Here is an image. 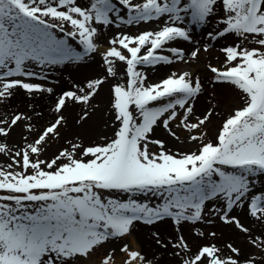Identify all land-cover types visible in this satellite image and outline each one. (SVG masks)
I'll return each mask as SVG.
<instances>
[{
    "label": "snow or ice",
    "instance_id": "obj_1",
    "mask_svg": "<svg viewBox=\"0 0 264 264\" xmlns=\"http://www.w3.org/2000/svg\"><path fill=\"white\" fill-rule=\"evenodd\" d=\"M118 5L127 10L126 20ZM215 17L222 27L208 37L236 39L220 49L222 64L209 63L207 69L212 83L227 86L234 100L213 95L198 114L196 103L205 91L199 75L174 71L149 82L141 68L173 64L162 51L178 40L194 42L192 27ZM117 21L159 26L134 36L118 32L105 47L103 30L119 27ZM167 51L189 64L209 45L193 48L187 57L183 48ZM97 53L106 75L86 76L62 91L51 121L41 129L25 125L29 134L36 133L34 139L9 145L14 128L32 117L19 111L0 117V155L10 160L0 165V264H83L97 256L98 264H116L117 252L125 257L123 264H159L155 254L149 259L134 250L128 238L137 224L166 221L175 235L154 232L152 238L180 264H264V231L255 234L234 214L245 210L264 228V191L256 188L264 177V0H0V104L18 89L29 97L54 94L32 79H47L43 72L49 66L82 67ZM121 64L126 78L111 85L107 118L101 121L111 135L85 143L75 134L42 159L51 142L62 138L69 105L81 109L76 125L87 123ZM161 126L180 143L185 141L178 133H186L194 150L173 152L165 140L153 138ZM210 217L234 226L261 255L242 259L241 248L231 242L223 248L201 244L193 251L183 227L215 239V232L197 227L213 224Z\"/></svg>",
    "mask_w": 264,
    "mask_h": 264
},
{
    "label": "rangeland",
    "instance_id": "obj_2",
    "mask_svg": "<svg viewBox=\"0 0 264 264\" xmlns=\"http://www.w3.org/2000/svg\"><path fill=\"white\" fill-rule=\"evenodd\" d=\"M83 3L84 0H81ZM134 2L139 3L140 0H134ZM121 9V13L123 14L124 20L127 19L128 17V12L126 9H124L122 6H119ZM219 12V9H217ZM219 17H215L209 21L207 25L201 26L199 28L192 27L191 35L194 39V42H186L183 40H178L176 42H172L170 45L167 47H178V48H183V45H188L189 51L188 53L185 52V56L187 57L190 53V51L195 48V47H201L207 44V41L211 40L207 33L209 31L215 32L219 28L222 27V25H219L217 23V20ZM119 24V27H117L116 24H113L109 28L103 30V35L100 37L101 41L105 42V47H106V41L107 39L114 37L118 32H124L129 35H138L139 33L146 31V30H155L158 28V23L156 22H140V23H134V24H126V23H120L117 21ZM187 26V25H186ZM234 36H228L227 38H218L217 40H212L216 41L219 46L225 47L229 46L233 41H235ZM197 40V41H196ZM73 46L77 48L78 51L82 50V46L78 45L75 41H72ZM194 44V46H193ZM167 47L162 51L161 54L163 55H168L170 58L174 60V63L169 65V64H158L156 66H161L163 68L162 75H159L158 77L155 75H151V71L156 67L152 66H143L141 68L142 71L145 72L147 75L149 82H159L161 79L165 78L167 75L171 74L174 71H180L179 66L183 64L186 67L193 68L194 70L197 68H206V71L204 72L203 70L197 71V75H199L202 79L203 86H204V94L201 95L200 101L202 102V109L203 111L206 109L209 98L213 95L217 94H224L228 99L229 102L234 100L233 94L229 91L227 86H219L214 83H212V76L213 74L210 73L207 69V65L211 63L212 65L215 66H220L222 62L224 61L225 57L224 54L221 52L217 58L210 59L208 60V64H204L203 61L199 60L195 63H189V64H184L179 61L175 60V57L172 56L170 52L167 51ZM105 48L101 47L99 49L100 52L104 51ZM204 57H206L207 52L201 51L200 53ZM33 71L39 72L40 69L35 67V66H30ZM76 64H65V65H55V66H49L47 69L44 70L43 75L47 77L45 80H40L38 78H33L32 82L35 83H40L42 84L45 88H50L53 87L54 85L58 87V81L53 80V78L57 75H60L64 79L63 82H61V88L57 90H53L54 94H49L47 92L43 93V97H41V94H38L35 97H29V95L22 89H18L15 93V95L9 100L6 101L2 104H0V117H2L5 113L11 114L15 111L22 112L26 114L27 116L32 117L31 120H25L21 121L19 126H17L11 133L10 137L8 138V143L9 145H23L24 139L23 140H18L20 137V134L25 132L26 135L24 137H28L29 141L35 138L36 133L33 132L32 134H29L25 128L26 124H32L35 126V129H41L43 128L49 121H51L54 118V101L55 99L59 96V94L64 91V90H69L72 88V84L70 81V76L73 79H79V80H84L86 76L88 77H99L106 75L103 69V62L101 56L97 54L91 55L89 59H87L84 62V66L78 68ZM178 68V70H177ZM125 69L126 66L121 64L118 72V76L116 79L109 78L108 81L104 84L103 89L100 92V96L97 97V101H99V105L95 107V110L91 114V119L87 121L83 126H77L75 121L79 118L80 115H82L81 109L79 107H74L72 105H69L68 109H70V112L68 113V110H65V116L67 118V125L65 128L61 129V134L62 138L58 142H51L50 147L47 149L45 152L44 156L41 158L45 157H51L54 153H56L57 149H59L62 145L65 143V138L71 139L75 134L80 135L85 143H87L89 140H98V136L102 133L108 132V129H105L103 127V124L101 123L102 119L107 118V110L105 107V103L107 101V98L109 96V91L110 87L113 83L117 82H123L124 79L126 78L125 74ZM207 74V78L205 77L202 78L203 74ZM39 114V115H37ZM175 127V125H173ZM157 132L154 134L155 139H163L166 141L167 145L169 148L172 149L173 152L176 151H187V150H194L195 146L188 143L185 140L186 133L184 132H179L178 134L180 135L181 140H184V143H180L176 141L175 139L171 138L168 133L163 129V127H157L155 131ZM208 131L213 132L214 131V126L210 127ZM111 135V132L109 133ZM23 135V134H22ZM20 141V142H19ZM152 151H158V148L156 146H150ZM10 163V160L3 155H0V165H7ZM256 188L260 191H264V177H261L259 181L257 182ZM219 224H224L223 222L219 221ZM247 226L252 227L254 229L255 234H260L262 231H264V228L259 226V228H254V223L251 219H247L245 222ZM139 227L146 226L144 224H137ZM226 226V231L223 232V237L226 238L225 240L216 241L215 239L208 238L207 240L201 241L200 237L196 236L193 234L192 230H187L183 229L184 235L187 237L189 243L193 247V251H195V248L198 245L201 244H208V243H215L218 247L223 248L224 245L227 243L231 242L234 244V246H237L239 248L241 244L242 245V259L246 256L249 255V253L259 256L261 253L257 250L252 248L248 242L247 238L244 236V234L238 232L234 226L232 225H227ZM135 233V232H133ZM161 236L167 238L168 236H174L175 235V226L171 223L168 225V228L165 232L160 233ZM218 236V233L217 235ZM198 238V239H197ZM131 237L128 238V242L130 243L131 247L134 250H140L143 253H145L149 259L153 257L155 254L156 257L159 258V264H180V260L178 257H172L169 256L167 253H165L162 249L156 246L153 238H152V232L151 233H146L143 238H138L135 240V244L130 242ZM224 255L228 254V250L224 248ZM100 257H93L91 261H85L83 264H98ZM125 257H123L121 254L117 252V255L115 257L116 264H123V260Z\"/></svg>",
    "mask_w": 264,
    "mask_h": 264
},
{
    "label": "bare ground",
    "instance_id": "obj_3",
    "mask_svg": "<svg viewBox=\"0 0 264 264\" xmlns=\"http://www.w3.org/2000/svg\"><path fill=\"white\" fill-rule=\"evenodd\" d=\"M197 41V40H196ZM192 43V42H191ZM206 44V43H205ZM207 44L209 45V51L207 52V55H206V57H204L203 55H201L200 54V59L199 60H201V61H203L204 62V64L206 65V63L208 64V60L210 61V59H213V58H216V59H219V58H217V56L221 53V51H220V49H221V47L219 46V44L216 42V41H212V40H209V41H207ZM185 45H186V43H185ZM185 45H183V50H184V52H187L188 53V51H189V49L188 48H190V47H188V45L187 46H185ZM193 46H194V44H193ZM198 60V61H199ZM195 62H197V61H192V63H195ZM78 68H80V67H77L76 69L77 70H79ZM177 70H178V68H177ZM179 70L180 71H191V72H193V73H197V71H199V70H203L204 72L206 71V68H205V70H204V68H197V69H193V68H190L189 66L188 67H186V66H184L183 64H181L180 66H179ZM162 72H163V68L161 67V66H156L152 71H151V75H155V76H159V75H162ZM205 77L207 78V74L206 73H204L203 74V76H202V78H204L205 79ZM70 78V81L69 82H71V84L72 83H74V82H81L82 80H79L78 78L77 79H73L71 76L69 77ZM53 80H57L58 81V87L59 88H61L62 86L60 85L61 84V82H63L64 81V79L62 78V77H60V75H57V76H55L54 78H53ZM73 85V84H72ZM71 85V86H72ZM61 86V87H60ZM50 88H52L53 90H57V89H59V88H57V86L56 85H54L53 87H50ZM41 97H43V95L41 96ZM70 109L71 108H67L66 109V111L68 110V113L70 112ZM196 110H197V113L199 114V113H201V112H203V109H202V102L200 101V100H198L197 101V103H196ZM205 111V110H204ZM16 128V127H15ZM14 128V129H15ZM157 132V130L155 131V133ZM108 135H110L109 133H110V131L108 130V132H106ZM23 134V135H22ZM24 135H26L25 134V132L23 133H21L20 134V138L18 139V140H23L24 139ZM20 142V141H19ZM209 207H211V206H209ZM234 214H236V215H238L239 216V218L242 220V222H245L248 218L249 219H251L250 217H248L246 214H245V210H242V209H236V211H235V213ZM211 219H213V221H214V223L213 224H198L197 225V227L201 230V231H203V232H205V233H208V232H215L216 234L218 233V236H216L215 237V240L216 241H219V240H221V242L220 243H222V240L224 239H226V238H224L222 235H223V232H225L226 231V226L224 225V224H219L218 222L220 221L218 218H216V217H210ZM252 220V219H251ZM169 224H171V222L170 221H166V222H164V223H162V224H156V225H153V226H149V225H146V226H142V227H139V225H137V228H136V230L134 231L135 233H133V235L131 236V240H130V242L131 243H133V244H135V240L136 239H138V238H143V236L146 234V233H154V232H159V233H161V232H165L166 230H167V228H168V225ZM254 228H259V226L258 225H254ZM183 229H186V231L187 230H191V226L190 225H185L184 227H183ZM208 238H210V237H205V238H201L200 240L201 241H203V243H204V241L205 240H207ZM198 239V238H197ZM242 245L243 244H241L240 245V247L242 248ZM196 249V248H195Z\"/></svg>",
    "mask_w": 264,
    "mask_h": 264
}]
</instances>
